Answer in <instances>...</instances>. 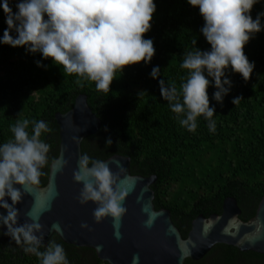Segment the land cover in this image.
<instances>
[{
    "label": "trees",
    "instance_id": "trees-1",
    "mask_svg": "<svg viewBox=\"0 0 264 264\" xmlns=\"http://www.w3.org/2000/svg\"><path fill=\"white\" fill-rule=\"evenodd\" d=\"M19 2L9 0L13 13L18 11ZM154 3L151 29L144 35L154 43L153 59L118 71L108 93L98 91L94 82L65 73L62 66L39 52L0 43V145L14 138L11 127L18 120L30 121V135L31 121L47 122L52 131L41 135V140L50 145L48 164L41 169L44 175L39 186H44L49 164L59 153L56 113L69 111L77 96L86 94L102 126L83 140L82 154L99 160L116 154L128 156L132 174L157 175V181L151 185L155 207L170 210L184 237L198 215L220 214L228 197L237 199L242 210L240 217L247 221L256 214L264 196V15L260 17L261 31L244 47L245 55L255 65L251 78L245 81L229 66L225 76L232 86L221 104L214 99V80L205 73L210 80L207 92L210 107L215 108L212 119L216 129L211 132L208 120L200 116L196 131L190 132L181 126L162 98L159 80L164 79L166 85L179 90L189 75L181 67L185 54L196 49L211 50L201 32L205 22L199 8L191 6L188 0ZM261 13L264 0H258L250 15L255 20ZM7 28L0 7V38ZM11 34L16 36L14 31ZM37 61L43 66H38ZM157 66L160 76L153 79L150 73ZM78 79L83 86L76 83ZM141 91L144 92L139 94ZM235 97L242 99L234 105ZM109 137L112 144L106 145ZM50 241L63 246L69 264H109L94 249L66 243L57 234ZM47 245L40 250L44 251ZM25 246L0 229V264H40L34 254L24 252ZM185 264H264V254L217 244L202 259H187Z\"/></svg>",
    "mask_w": 264,
    "mask_h": 264
},
{
    "label": "clouds",
    "instance_id": "clouds-1",
    "mask_svg": "<svg viewBox=\"0 0 264 264\" xmlns=\"http://www.w3.org/2000/svg\"><path fill=\"white\" fill-rule=\"evenodd\" d=\"M188 3L199 8L205 22L201 32L211 50L187 52L181 64L189 71L186 81L178 90L160 79V93L188 131L195 132L197 118L203 116L209 122V130L215 132L212 119L215 108L210 107L207 77L214 80L217 89L214 99L221 104L232 86L225 76L229 66L245 81L251 78L255 65L245 55L244 47L261 31L260 17L264 13L258 14L255 20L250 15L258 0H188ZM0 7L8 25L0 43L39 52L45 59L51 58L62 66L65 73L94 82L96 89L104 93L111 91L118 71L123 72L126 66L142 61L151 62L155 55L153 41L144 38L156 11L154 0H20L15 13L9 0H3ZM13 31L15 37L11 34ZM192 43L195 45L196 39ZM36 63L43 66L40 61ZM150 75L153 79L159 77L160 68L154 67ZM76 83L83 86L79 79ZM241 99L235 97L232 103L235 105ZM29 124L28 119L18 120L11 127L14 138L0 145V208L7 210L6 216L0 215V223L7 227L5 234L17 244L26 245L24 252L34 254L40 264H69L63 246L55 241H50L44 251L40 250L44 231L38 216L28 213L32 222L18 225L19 211L15 205L40 184L44 175L41 169L48 164L50 151V145L41 140L42 133L52 131L48 123L31 121V135L27 131ZM111 144L109 137L106 145ZM67 163L58 160L57 170H62ZM78 164L73 180L83 185L79 203L97 205L93 211L96 223L105 217L119 223L127 212L122 205L129 195L127 189L121 188L120 173L124 169L121 167L114 173L105 161L86 153L81 154ZM15 185L22 186L23 192ZM5 197H10L11 204ZM145 226L151 227L152 220ZM81 228L91 230L87 223H82Z\"/></svg>",
    "mask_w": 264,
    "mask_h": 264
},
{
    "label": "water",
    "instance_id": "water-1",
    "mask_svg": "<svg viewBox=\"0 0 264 264\" xmlns=\"http://www.w3.org/2000/svg\"><path fill=\"white\" fill-rule=\"evenodd\" d=\"M56 120L60 128L59 153L49 164L47 182L25 193L15 205L19 211L18 225L32 222L28 213L39 217L44 231L43 245L57 234L66 243L94 249L109 264H185L187 259H202L217 244L264 254V196L256 214L247 221L240 217L242 210L237 199L226 198L220 214L198 215L184 237L170 210L155 207L151 185L157 181V175L132 174L131 158L124 155H112L102 161L114 173L121 167L124 169L120 179L121 188L129 192L122 205L127 212L119 223L111 217L96 223L93 211L97 205L79 203L83 185L74 182L73 172L79 168L83 140L100 130L102 120L90 107L86 94H79L69 111L56 113ZM61 159L68 163L57 170L56 162ZM15 187L23 192L22 186ZM5 199L11 204L10 197ZM0 215L6 216L7 210L0 208ZM150 219L152 226L146 227ZM82 223H87L91 230L81 228ZM0 229L7 232L2 223Z\"/></svg>",
    "mask_w": 264,
    "mask_h": 264
}]
</instances>
